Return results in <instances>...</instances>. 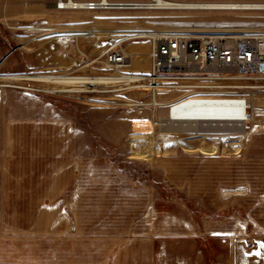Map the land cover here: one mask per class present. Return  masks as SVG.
I'll list each match as a JSON object with an SVG mask.
<instances>
[{
    "label": "rangeland",
    "instance_id": "374dc122",
    "mask_svg": "<svg viewBox=\"0 0 264 264\" xmlns=\"http://www.w3.org/2000/svg\"><path fill=\"white\" fill-rule=\"evenodd\" d=\"M56 1L0 0V76L66 70L80 49L94 57L123 36L264 34V9L60 10ZM124 46L132 68L145 71L150 38ZM50 84L0 78V264L107 258L122 225L129 242L156 234L163 258H218L226 239L264 245V213L251 209L252 196L264 200V87L244 88L254 118L244 132L161 124L150 132L136 122L167 118L181 92H162L154 107L148 91Z\"/></svg>",
    "mask_w": 264,
    "mask_h": 264
},
{
    "label": "built area",
    "instance_id": "2783aa9c",
    "mask_svg": "<svg viewBox=\"0 0 264 264\" xmlns=\"http://www.w3.org/2000/svg\"><path fill=\"white\" fill-rule=\"evenodd\" d=\"M135 3L137 2L57 0L56 7L60 10L97 11L132 7ZM137 37L150 38L149 63L145 71L132 68L133 56L124 46L126 41ZM59 72L84 78L83 82L77 84L55 83L77 88L75 91L79 93L124 94L133 90L148 91L152 97L149 104L154 107L163 103L158 98L162 92H181L179 97L169 103V116L173 120L199 125L219 122L221 118H218V114L185 112L187 109L209 105H244L242 116L248 117L251 116L252 102L244 93V88L264 87L259 83L264 79V34L174 31L123 36L110 42L94 57L80 49L71 67ZM128 104L139 106L142 102L128 101ZM183 104L186 106L181 107ZM157 119L152 116L148 120L137 121L136 125L151 132L160 124ZM150 120L153 123L152 130L148 129Z\"/></svg>",
    "mask_w": 264,
    "mask_h": 264
},
{
    "label": "crops",
    "instance_id": "0c3cea01",
    "mask_svg": "<svg viewBox=\"0 0 264 264\" xmlns=\"http://www.w3.org/2000/svg\"><path fill=\"white\" fill-rule=\"evenodd\" d=\"M259 199L252 196L251 209L255 214L264 213V200ZM76 208L77 206L74 207L75 211L78 210ZM77 226L81 228V225L76 224L74 229H77ZM128 230L129 227L125 228L123 225L115 228L109 238L114 250L111 254L108 249L107 258H59V264H264L262 240H259L258 246L247 250L239 239H226L224 242L228 243L229 248L220 251L218 258H163L156 234L149 233L129 242L126 240ZM223 246L227 247V244L223 243Z\"/></svg>",
    "mask_w": 264,
    "mask_h": 264
},
{
    "label": "bare ground",
    "instance_id": "6f19581e",
    "mask_svg": "<svg viewBox=\"0 0 264 264\" xmlns=\"http://www.w3.org/2000/svg\"><path fill=\"white\" fill-rule=\"evenodd\" d=\"M74 1V0H72ZM134 7L138 8H195V9H264V1H179V0H150L142 1L134 4ZM91 34L90 36H92ZM133 54H141L140 51H132ZM0 78H8L12 80H33L47 83H74L83 82L84 78L69 76L68 74L60 73H33V74H17L11 76H0ZM50 84V85H51ZM6 86V85H5ZM37 87V86H36ZM47 90L52 92L61 91H75L77 88H70L67 86L59 87L58 85L49 86ZM186 104L181 105L185 107ZM245 106H228V105H209L205 107H197L187 109L185 112H196L201 114H218L221 120L219 122H211L202 124L208 128L219 126H232L239 128L242 132L246 130L248 122L254 120L253 116H242ZM185 110V109H184ZM230 114H237L238 116H230ZM162 126H199L198 123L188 121L173 120L170 116L167 118L157 119ZM149 123L152 121H148ZM151 123L148 125V129L152 130ZM153 124V123H152ZM169 128V127H167ZM250 131H246L245 135H249Z\"/></svg>",
    "mask_w": 264,
    "mask_h": 264
}]
</instances>
